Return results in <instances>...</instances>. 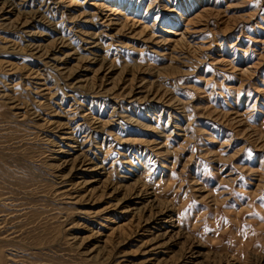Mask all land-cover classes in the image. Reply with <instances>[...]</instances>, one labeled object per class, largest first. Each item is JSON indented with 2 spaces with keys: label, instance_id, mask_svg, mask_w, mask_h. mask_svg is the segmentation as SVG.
<instances>
[{
  "label": "rangeland",
  "instance_id": "obj_1",
  "mask_svg": "<svg viewBox=\"0 0 264 264\" xmlns=\"http://www.w3.org/2000/svg\"><path fill=\"white\" fill-rule=\"evenodd\" d=\"M1 2L0 264H264V0Z\"/></svg>",
  "mask_w": 264,
  "mask_h": 264
},
{
  "label": "bare ground",
  "instance_id": "obj_2",
  "mask_svg": "<svg viewBox=\"0 0 264 264\" xmlns=\"http://www.w3.org/2000/svg\"><path fill=\"white\" fill-rule=\"evenodd\" d=\"M6 1H10V0H6ZM0 2H1V0H0ZM3 2H5V1H3ZM3 2H1V3H3ZM0 3V4H1ZM10 2H8L7 4H9ZM108 4V3H107ZM5 6V5H4ZM96 6V5H95ZM6 7V6H5ZM8 7V6H7ZM4 8V7H3ZM2 8V9H3ZM107 8H109V6H107ZM112 9V8H111ZM107 11H109V10H107ZM2 12V10H0V13ZM111 14V13H110ZM92 15V14H91ZM112 15V14H111ZM7 18V17H6ZM5 18V19H6ZM106 19H108L109 20V18L110 17H108V16H106L105 17ZM3 19V18H2ZM8 19V18H7ZM6 19V20H7ZM111 19V18H110ZM108 23H110V24H112V20H109L108 21ZM167 34H178V32H176V33H174L173 31H167L166 32ZM88 36V35H87ZM97 36V35H96ZM182 36V35H181ZM186 36V35H185ZM183 37L184 36H182V38H181V42L183 43ZM89 38H91L90 36H89ZM184 41H185V39H184ZM62 42V41H61ZM90 42V41H89ZM180 43V42H179ZM181 43V44H182ZM94 44H95V42H94ZM93 44V45H94ZM35 45V44H34ZM41 45V44H40ZM60 45V44H59ZM65 47H67L66 46V44H64L63 43V45L59 48V47H56L55 48V50L54 51H45V50H42V46H33L32 45V51H34V52H36V54H40V53H42L41 54V57H44L45 59L47 58V59H50L51 61H53L56 65V67H59V69L58 70H63V69H66V64H67V61H66V59H69L72 55L71 54H67V55H65V57H61L60 56V54H63V53H61V51L63 52V49L62 48H65ZM68 48V47H67ZM90 48V47H89ZM53 50V49H52ZM98 56V55H97ZM103 59V58H102ZM99 61V60H98ZM105 60H103V62L102 61H100L101 63H102V65L101 66H105L106 65V62H104ZM92 63H93V61H92ZM54 66V67H55ZM56 67H55V69H56ZM110 68H112V66L110 67ZM101 69H102V67H101ZM57 71V70H56ZM73 72V71H72ZM76 72H78V71H76V69L74 70V73H76ZM70 74H71V72H70ZM44 86V85H43ZM43 86H41V87H43ZM40 87V86H39ZM39 89V88H38ZM114 88H112V90H113ZM41 90V89H40ZM112 90H110V92H113ZM48 89L47 88H45V86L43 87V89H42V94L44 93H48ZM133 89L128 93L129 94V96H132V93H133ZM149 95V94H148ZM147 96V95H146ZM162 101V100H161ZM175 101V100H174ZM160 104V103H159ZM168 105V104H167ZM176 105V104H175ZM174 105V106H175ZM57 116V115H56ZM55 124V125H54ZM53 127H56L55 129H54V131H55V133H57V134H59L60 135V140L61 141H65V142H67V143H69V144H71V145H67V147L70 149V150H67V151H59V154L60 153H63V154H68V156H72L73 155V152L74 151H76L77 149H79L80 148V145H77L78 144V142H77V140L75 139V137L73 136V133L72 132H66V131H64V130H66V129H69L68 127H67V124H64V123H62V122H59V124H58V122H54L53 123ZM99 128V127H98ZM66 143V144H67ZM82 149V148H81ZM80 150V149H79ZM78 151V150H77ZM74 160H76V158L74 159ZM66 162L65 163H68V160H65ZM70 162H72V160H70L69 161V163ZM144 164H145V167H146V162H144ZM90 165L88 164V165H85L84 167H85V170H83V169H80L79 171L81 172L80 174H78L79 176L80 175H82L84 172H94V177H92L91 179L92 180H90L89 181V183H86V184H93V183H98L99 182V180H98V177H100L101 175H102V173L99 171V170H101V168L99 169V168H93V167H89ZM79 171H78V173H79ZM91 174V173H90ZM78 179H80V178H78ZM73 187V186H72ZM73 189V188H72ZM71 193V189L70 190H68V191H66V192H64V193ZM144 192H145V190H143V191H141V193H139V194H137V195H135V197L132 199L131 198V200H133V202H137V203H134L135 205L136 204H140V202L141 201H143V200H146V199H148V195L146 196V194H144ZM134 194V193H133ZM65 195H67V194H65ZM151 201V200H150ZM144 202V201H143ZM142 208V207H141ZM133 210H136L137 211V209L135 208V207H132V208H130V211L129 212H132ZM165 215V214H164ZM170 223H171V221H167V220H165V221H163V222H161L160 221V218H159V221L158 222H156V225L157 226H159V227H161L162 228V226H164V225H167V227H170L169 229L167 228V233H169V232H171L172 231V227L173 226H171L170 225ZM162 225V226H161ZM153 228H155V226L153 227ZM152 229V228H151ZM156 229V228H155ZM159 230V229H158ZM166 233V232H165ZM172 233V232H171ZM165 236V235H164ZM160 246V245H159ZM158 248V247H157ZM156 248V249H157Z\"/></svg>",
  "mask_w": 264,
  "mask_h": 264
}]
</instances>
